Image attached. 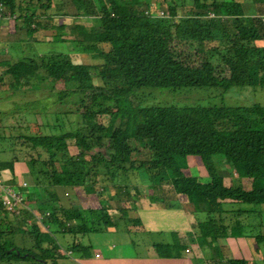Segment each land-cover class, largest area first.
Listing matches in <instances>:
<instances>
[{
	"label": "trees",
	"instance_id": "obj_1",
	"mask_svg": "<svg viewBox=\"0 0 264 264\" xmlns=\"http://www.w3.org/2000/svg\"><path fill=\"white\" fill-rule=\"evenodd\" d=\"M70 1L73 13L67 12L62 0H0L3 16L19 20L28 34L43 28L51 42L80 45L83 53L98 56L88 64L73 61L61 48L38 55L28 40L22 50L19 47L8 59L0 60V81L4 76L11 78V88L1 94L24 87L41 91L59 82L67 93L73 89L90 93L87 101L75 98L74 109L54 108L51 120L44 124L47 132H2L7 116L2 115L5 111L1 114L0 138L17 141L20 148L11 146L13 156L0 164L23 161L35 191L34 196L26 192L16 215L0 202V264L21 260L58 264L63 257L59 235L99 231L100 220L109 225L105 221L111 217L109 203L88 209L74 200L70 206L67 200L61 203L51 187L78 186L98 193L108 186L121 211L139 177L147 184L152 202L172 207L165 204H173L174 196L187 197L200 216L190 235L210 251L214 248V254L216 240L233 231L251 236L257 244L264 241L260 231L264 227V104L144 105L136 93L159 87L264 86V44L257 45V41L264 42V0H252L247 6L238 0H160L166 7L162 15H155L147 0H105L106 8L97 0ZM189 3L193 8L179 16L178 8ZM56 15L70 21L45 25ZM8 36L7 27L0 30L1 42L11 43ZM39 100L17 106L37 117ZM99 147L104 150L94 151ZM23 151L28 155L25 160L19 155ZM192 156L200 157L210 181L203 183L184 173ZM216 158L231 166L239 178L250 180L249 189L227 185L224 172L215 169ZM9 213L13 218L6 221ZM14 217L21 221L16 229L9 226ZM28 218L33 220L28 222ZM2 221L8 225L7 232ZM15 232L31 235L32 247L22 248L6 238ZM70 245V249L77 247ZM210 261L218 262L215 257ZM250 262L222 254L219 259V264Z\"/></svg>",
	"mask_w": 264,
	"mask_h": 264
},
{
	"label": "crops",
	"instance_id": "obj_2",
	"mask_svg": "<svg viewBox=\"0 0 264 264\" xmlns=\"http://www.w3.org/2000/svg\"><path fill=\"white\" fill-rule=\"evenodd\" d=\"M6 27L9 29L8 37L12 42L8 43L10 45L6 44V41L0 43V60L8 59L19 47L22 50L23 45L30 40L29 37L23 39L20 36L18 24L8 21ZM33 33V35H36V32ZM36 40H38V37H36ZM194 158V156L191 157L192 162L193 160L196 161ZM0 161L5 162L7 159L0 158ZM200 164L204 167L202 162ZM0 168L6 171L5 177H8V180L13 179L15 184H10L19 189L25 199L28 190L23 188L25 179L22 182H18L16 174L17 170H20L31 180V176H27V165L23 161H18L14 164H0ZM188 175L196 176L203 183L209 181L205 182L203 179H210V175L206 169L204 173L199 169L197 175L191 173H188ZM137 180L140 181L133 182L137 183V187H132L130 195L125 196V201L121 205V211L118 208L119 205L115 203L116 200L111 197L112 194L105 195L104 192L88 193L78 186L70 189L68 187H59L58 191L56 189L57 193H62L64 197L65 194L71 193L68 202L70 206L72 205V197H74L75 204L82 208L99 209L101 202L109 203L111 206L110 220H105L109 221V225L104 226L102 220H100V230L95 231L101 233L99 239L95 238L93 240L88 237L87 234L92 232L58 236L60 253L63 255L58 260V264H213L210 261L213 257L217 259V264H219L221 254L226 258L244 257L249 259L253 264H256L255 262L258 260L264 263V251L260 246L264 241L257 244L251 236L241 237V233L237 231H233L232 234L225 236L232 239L234 243L233 249L235 253L232 256L231 254H223L220 251L217 246L218 239L216 240L215 254L213 253L214 248L210 251L209 246L206 244L199 245L194 240L195 235L190 234L193 232V227L197 224V219L200 216L197 215L196 211H193V207L188 202L187 197L178 194L173 197V204H165L175 206L165 207L163 203L152 202L150 194L147 192L149 190L147 184L142 182L141 177ZM164 188L168 190L170 186ZM101 189L103 191L104 187ZM60 193V200L62 198L63 202H66ZM32 220L31 218L27 219L28 222ZM86 235L87 239H85ZM70 244L77 247L70 249ZM125 244L132 248V250L130 249L131 254L127 257L124 256L125 252L122 250ZM81 245L89 246V249L85 251L80 250L79 246ZM140 248H143L139 250L142 252L132 253L134 249L138 251ZM260 256H262L261 259Z\"/></svg>",
	"mask_w": 264,
	"mask_h": 264
},
{
	"label": "rangeland",
	"instance_id": "obj_3",
	"mask_svg": "<svg viewBox=\"0 0 264 264\" xmlns=\"http://www.w3.org/2000/svg\"><path fill=\"white\" fill-rule=\"evenodd\" d=\"M62 1L68 13H73L75 11L74 4L70 0H62ZM147 1L150 3V6H151L150 9L153 13H155V15H162V13H165L166 11L165 4L162 3L160 0H147ZM238 1L244 3V6H247L252 0H238ZM97 4L101 7H105V8L108 7L106 6L107 2L105 0H97ZM192 8H193V5L191 3L186 4L183 7H179L178 8L179 16H182L188 13ZM53 11L54 13L57 14V12H55L57 11L56 9H54ZM60 11L63 12L64 10L60 9ZM249 11H252V10H249ZM6 17L7 19L5 18L2 20V25L0 27L7 26L8 21L18 23L19 24L18 30H19L20 36L23 39L29 37V39L32 41L30 44H33L34 51H36L38 55L39 53L41 54V52L48 50V49L58 50L59 48H61L62 50H65L66 52L70 53L73 61L79 60L84 63L93 64L94 62H96L98 58V56L96 55L90 57L89 55L83 53L80 45L77 46L76 44L51 42V38L43 34V28H39L40 30L36 31V35H33L34 33L28 34L26 27L20 25L19 20H15L14 18H11L9 15H6ZM59 18H62V17L56 15L53 18V20H51V22L48 21L45 23V25H52L54 23L55 25H57V23L61 21L63 22L70 21L69 18H62V19H59ZM81 22L84 25L89 24V22L87 21H81ZM2 29H6V27L0 28V30ZM36 37H38V40H36ZM0 43H1V40H0ZM262 44H264V42L259 41L257 45L261 46ZM10 80L11 78L7 79V77H4L3 80L0 81L1 82L0 92H2L1 90L11 88ZM32 83H33V80H31L27 85H30ZM95 83L99 84L100 80L96 79ZM23 84L24 83H22V85ZM33 90L34 88L24 87L23 89L21 88L19 90L14 91L13 94H12V91H10V89H8L6 92H3L2 94L0 93V118H2V115L7 116L5 118L6 128H2V132L4 131L5 133H8L9 129H13L14 132L10 131V134L14 133V135H17L20 132H25L29 134H38L41 131L47 132L48 128L45 127L44 124L46 123L45 122L46 120H51V116L49 113L52 112L54 108L58 107L59 109L64 110V109L71 107V109H74L75 108V104H74L75 98H80V99H84L87 101L90 96V93L83 92V91H77L75 89H73L72 93H67L66 88L64 87V84L62 82L53 84V87L49 83L47 86H45V89L41 91L34 92ZM136 93L138 97L137 99L144 105L159 103L161 105L207 107V106L222 105V104H225V105L247 104L253 101L264 104V86L254 88L252 86L237 85L235 87L230 88L229 90H223L222 88H219V87H179V88H160L159 87V88L139 89L136 91ZM8 97H11V99H9ZM57 97H61L62 99H64L63 102L61 103L57 102L56 100ZM39 98L40 100L39 102H37V105H36V111L39 112V116L37 117L33 113L29 114L25 110V108L19 109L17 106V105H21L28 101L38 100ZM46 103L47 105H44ZM44 106H46V108H43ZM80 110H83V109H80ZM44 113L46 114L44 115ZM69 117L71 119L74 118L73 115H70ZM101 120L106 122V117H102ZM40 125L44 127H41ZM25 128H28V130ZM0 134H1V128H0ZM21 141L23 140L21 139L20 143ZM18 145H19V142L17 141L12 142L11 140H9L8 142V140L0 138V158L10 159V157L13 156V152L9 151L11 150L10 147L16 146L17 148H20ZM70 150L71 152L74 151L73 148H71ZM103 150H104V147H99V148L94 149V151H103ZM15 151L17 150L16 149L14 150V153L17 155ZM23 153L24 151L19 153V155L23 160H25L26 158H28V155H24ZM33 155H36V154L33 152ZM194 157L196 161L193 160V162L191 161V157L187 159V162L190 163L191 166L190 168L185 169L186 175H188V173L197 175L199 173V169L202 171V173L205 172L204 167H202V165L200 164L201 162L200 157L199 156H194ZM12 163L13 162L11 161V164ZM214 164H215L216 171L221 170L222 172H224L223 179L227 185L230 186V185L240 184L244 186L246 189L250 187V180L239 178L231 166L224 165V163L221 162V160L219 161V159L217 158L215 159ZM27 171L28 170H26V172ZM16 175H17L16 180L18 182H22L24 179H25L24 182H27V183L29 182L28 186H26L25 188L28 189L27 190L28 194H32L34 196L33 191H35V189L32 186L33 181L27 178L26 175L20 172V170H17ZM27 176H30L28 172H27ZM208 180L210 181L211 179H203V181L205 182ZM9 183L15 184L12 178L9 181ZM51 188L53 189L54 192H57L59 186H54ZM60 188H63V187H60ZM108 188H109L108 186L104 187L103 192L105 195H108L110 194L109 192H112V191H109ZM100 192L102 191L100 190ZM59 193H57L58 196H60ZM60 194H61V197L64 198V200H67V202H69L71 193L65 194V197L62 193ZM73 200H74V197L71 198V203L73 202ZM60 202L61 203L63 202L62 198ZM244 205H247V204H241L240 206H244ZM204 214L205 213L202 212V215ZM5 218H6V221L9 220L10 218H13L12 213H9L8 216L6 215ZM11 223L13 224L9 226L12 227V229H16L17 226L21 224V221L15 218V221ZM1 226L5 232L9 230L8 225L5 224L3 221L1 222ZM260 231L261 233H264V228H261ZM87 235L93 240L95 238L99 239L101 237L100 232H92ZM87 235L85 239L88 238ZM6 238L12 239V241H14L16 245H19L22 248L24 247L30 248L33 245L32 236L29 235L28 233L23 234L20 232H15L14 234L13 233L9 234L8 237ZM263 244L264 243H261L260 246L263 248V251H264V246H262ZM233 245L234 243L232 239H229L227 237L218 238L217 246L223 254H226V255L231 254L232 256L233 253H235V250L233 249ZM130 249L132 250V248L128 247L126 244L123 245L122 250L125 252L124 256L127 257L131 254ZM141 249L143 248L138 249V251L134 249L132 253L135 254L136 252H142V251H139ZM261 258L262 256H260V259ZM21 261L22 262H19V261L3 262V264H32L31 262L26 261V260H21ZM32 262L33 264H38L36 261H32ZM255 263L264 264L260 262V260H258Z\"/></svg>",
	"mask_w": 264,
	"mask_h": 264
},
{
	"label": "built area",
	"instance_id": "obj_4",
	"mask_svg": "<svg viewBox=\"0 0 264 264\" xmlns=\"http://www.w3.org/2000/svg\"><path fill=\"white\" fill-rule=\"evenodd\" d=\"M2 12L3 8L0 3V26L2 25V20L6 18ZM5 172V170H0V202L4 208L10 212H14L16 215L19 213V206L22 204L24 197L19 189L8 183V177H5ZM23 186H28V183L24 182Z\"/></svg>",
	"mask_w": 264,
	"mask_h": 264
}]
</instances>
